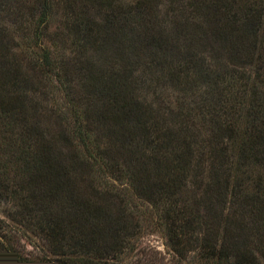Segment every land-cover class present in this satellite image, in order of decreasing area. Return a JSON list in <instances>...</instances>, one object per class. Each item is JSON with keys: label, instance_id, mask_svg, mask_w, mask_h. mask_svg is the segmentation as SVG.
I'll return each mask as SVG.
<instances>
[{"label": "rangeland", "instance_id": "rangeland-1", "mask_svg": "<svg viewBox=\"0 0 264 264\" xmlns=\"http://www.w3.org/2000/svg\"><path fill=\"white\" fill-rule=\"evenodd\" d=\"M50 1L51 10L45 18L47 24H41L45 30L40 36L35 34L34 28L39 24L40 19L37 18L40 11L32 10V0H25V6L23 2L11 1L0 10V23L8 26L13 37L8 45L9 57L13 69L19 71L12 72L9 78H18L17 84L21 88L16 90L9 85V93L16 95L23 89L25 91L24 87L34 89L33 92L27 90L25 104L13 101L0 107V264H223L224 260L218 257L224 259L227 255L226 260L230 264L236 261L231 255H238L239 260L264 264L263 206H240L239 201L232 199L234 205L226 203L224 218L220 219V204L213 200L210 218L207 217L205 203L202 202L204 189L200 184H213L212 173L209 172L212 158L209 155L203 159L201 166L198 164V171L190 173L196 174L197 171L199 174L197 186L190 185L188 190L171 197L167 194L172 190L167 188V194L164 192L160 199L156 198V194L153 198H146L131 180L129 182L127 175L126 178H119L117 174L105 170L97 160L96 149L101 150L106 140L103 126L98 122L91 125L87 120L88 114L79 115L77 110L81 114L87 101L83 96L75 97L68 92L77 89L79 74L71 71L68 76L71 82L69 90L61 69L63 64L68 69L74 64L83 45H86L84 48L90 59L101 65L106 60L116 63L118 53L129 44L133 52L129 51L139 56L137 61L140 64H137L138 71L134 74H140L144 69L142 65L151 58V50L144 47L147 41L140 30L124 29L123 16L118 13L125 6L142 0ZM145 1L147 11L156 9L160 17H165L160 29L169 36L163 35L171 43L172 58H180L176 55V47L183 49L189 43L183 36L179 37L170 21L179 14L177 8L194 17L192 27L186 31L190 37H196L193 44H198V50L206 55L215 71L207 78L197 74L189 79L188 88L193 84L192 87L203 85L201 89L207 102L198 103V92L191 89L183 94L174 82L168 84L172 80L170 77L162 78L152 70L150 76L143 78L146 86L150 87L149 91L144 88L143 92L148 102H153L155 107H184V112L196 107H248L253 85L264 102V78L254 77L251 66H244L250 73L248 80L234 76L227 80L224 72L238 68L237 65L244 60H234L233 40L225 41L210 29L206 7L200 4L193 7L195 0ZM173 1L181 5L177 7ZM69 5H72L71 9ZM77 13L83 15L82 22L89 18L95 24L78 27L81 17L76 19ZM30 15L37 20L27 32H23L20 28ZM257 41L258 50L264 53V24L258 31ZM45 57L52 65L50 70H43L40 66ZM217 75L221 76L219 80L223 79V83L213 86L211 83L216 81ZM5 81H0V85ZM228 96H231L230 100ZM95 103L90 107L94 109L100 105ZM2 108L6 111L12 109L13 112H2ZM196 113L193 112L191 123L195 129L201 128L204 132L209 117H197ZM12 116L16 118L10 119ZM223 118L230 119L232 116L224 114ZM22 120L54 136L55 147L50 153L54 158L53 166L46 164L47 158L43 154L35 156V146L21 134L27 127L20 124ZM81 123L89 125L88 131L83 130ZM243 123L244 120H241V127ZM60 132L67 136L68 143L58 136ZM241 133L230 141L231 147L229 141H225L234 161L242 141ZM40 136L44 139L43 135ZM73 153L86 164L89 162L90 166L85 170L75 168L71 161ZM56 162H60V167ZM133 167L134 164L128 165L124 173L137 172ZM145 175H149V184L147 186L146 182L145 186L156 191L155 171L151 174L145 172ZM258 175L264 179V163L250 161L248 179H245L249 191H252L253 181ZM95 188L116 192L119 200L95 203L91 199ZM182 210H186V214L192 213L194 223L191 228L195 230L178 237L176 216ZM205 222L210 228L220 230L219 234H203ZM224 228L229 229L225 234L221 232ZM113 229H119V233L113 232ZM206 243L216 249L212 256L208 254L209 248H203ZM11 253L21 262H15Z\"/></svg>", "mask_w": 264, "mask_h": 264}, {"label": "trees", "instance_id": "trees-1", "mask_svg": "<svg viewBox=\"0 0 264 264\" xmlns=\"http://www.w3.org/2000/svg\"><path fill=\"white\" fill-rule=\"evenodd\" d=\"M11 1L23 2L22 4L26 5L25 0H0V10L6 8L4 4ZM32 1L34 2L32 10L40 11L37 18L40 19L39 24L34 27L35 34L40 36V33L45 30V26L41 27V24H47L45 18L46 13L51 10V1ZM173 2L177 7L181 5L178 1ZM198 4L203 5L208 10L206 19L211 25L210 29L212 28V31L220 34L225 41L233 40L234 60L237 62L244 60L241 65H237L238 68L234 67L224 72L228 77L227 80H230L233 76L248 80L250 73L244 69V66L252 67L254 77L264 78V53L260 52L257 47L258 31L264 24V0H256V2L195 0L193 7H197ZM146 6L147 2L142 0L135 5L125 6L118 13L123 16L122 25L124 29L126 31L140 30L143 39L147 41L144 47L151 50V58L142 65L144 69L140 74H134L135 71H138L137 64H140L137 61L139 56L133 55L129 44L124 46L118 53L119 60L116 63L106 60L101 65L99 62L97 64L90 59L85 51L86 45H83L80 47V54L74 60V64H69V69L63 64L65 69L63 67L61 69L64 78L66 76L65 80L69 84V90H71V82L68 80V76L71 75V71L79 74V83L76 84L77 89L72 92L68 91L75 97L76 95L81 98L83 96L87 101L88 107L86 106L81 114L80 110H77L79 115L88 114L87 120H90L91 125L101 123L103 126L102 129L105 134L103 137L106 140L100 147L101 150L96 149L97 160L101 162L105 170L117 174V177L126 178L127 175L129 182L131 180L139 193L146 198H153L156 194V198L160 199L161 196L165 195L164 192L167 194L165 191L167 188L172 190V193L168 192L167 194L171 197L181 194L183 190H188L190 185L197 186L196 184L200 180L197 168L199 165L201 166L203 159L209 155L212 158L209 172L212 173L213 184H209V182H206V184L201 182L200 184L204 189L202 202L205 203L204 209L208 214V218H210L209 213L213 206V200L220 204V219L224 218V205L226 203L234 205L231 202L232 199L239 201V204H242L240 206L250 205L254 207L261 205L264 207V179L262 176L258 175L253 181L252 191L248 190L247 180H245L248 179L247 170L250 161L264 163V102L262 97L258 96L259 92L256 86L251 87L252 97L249 99L248 107H213L214 109L196 107L194 109L188 108L184 112L186 110L184 107L173 109L171 107H155L153 102H148L147 95L143 92L144 88L149 91L150 87L146 86V81L143 78L147 75L150 76L152 70L159 73L162 78L170 77L172 80L168 84L174 82L176 86L180 87L179 92L183 94L191 89L195 93L198 92L197 95L200 99L198 103L207 102L206 95L201 89L203 85L192 87L193 84L188 88L186 85L189 84V79L194 78L197 74L199 77L204 75L207 78L215 71L212 69L206 55L198 50V44H193L196 37H190L188 31H186V29L192 27L191 23L194 17L187 16L184 11L177 8L179 14L174 17V20L170 21L172 27H176L179 37L183 36L189 43L183 49L176 47V55H180V58H172L173 54L170 53L171 43L164 37L169 36L164 35V30L160 29L165 17H160L156 13V9L155 11H147ZM7 8H9L8 5ZM68 8L71 9L72 5H69ZM77 14L75 15L76 19L81 17L80 24L77 22L78 27L88 25V23L95 24L89 18L88 21L82 22L83 15ZM37 19H35V16L31 17L30 15L24 20V26L20 30L27 32ZM11 37L12 34L8 26L0 23V81L7 79L0 85V107L8 106L13 101L25 104L28 99L27 90H34L24 87L26 90L23 89L16 95L9 93L10 91L7 88L9 85L16 90L21 89L20 84H17L18 78H9L12 72H19L13 69L9 57L8 45L13 41V37ZM40 66L43 70L45 68L50 70L52 67L47 57ZM220 77L217 75L216 81H212L211 85L217 86L221 82L223 83V79L219 80ZM95 97H97V103L94 102ZM228 97L230 100L231 96ZM93 103L100 105L93 109L90 107ZM194 111H197V117L203 118V115L209 117L205 133L201 128L195 129L194 124L191 123ZM2 112L12 113L13 111L12 109L6 111L2 108ZM224 114H230L232 118H223ZM15 118V116L10 117V119ZM241 120H244L243 127L240 126ZM19 122L22 126H27L21 134L35 146L33 148L37 151L35 156L43 154L47 158L46 164L53 166L52 160L54 158L51 157L50 153H52V149L54 151L55 147L54 136L38 126L28 125L26 121ZM80 126L83 130L88 131V124L82 125L81 123ZM239 131L242 132L240 135L242 141L238 149V156L234 161L229 154V144L231 147L230 141L240 133ZM57 134L65 143H68L67 136L63 132ZM40 135H43L44 139ZM225 141H229V144ZM71 161L78 170H85L90 166L89 162L87 165L75 153L71 155ZM59 164L60 162H56L58 167H60ZM130 164H134L133 168L137 172L124 173V169H128ZM194 170H197L196 174L190 175ZM153 171L156 173L157 177H155L158 182L156 191L144 184L146 182L147 186L149 184V175H145V172L151 174ZM115 193L95 188L92 190L91 199L95 203L106 204L119 200ZM227 200L230 201L227 202ZM177 216L178 237L185 236L195 230V228H191L192 223H194L191 212L186 214V210H182L177 213ZM203 230V234L207 236H217L220 232L218 229L210 228L207 222H205ZM112 231L119 233V229H113ZM228 231L229 229L224 228L221 232L225 234ZM203 248L210 249V252H208L210 256L216 252L215 247L208 243L203 245ZM10 256L15 262H21L14 254L11 253ZM231 256L236 260L233 264H255L249 260L240 259V261L238 255ZM227 257L228 255L223 259L220 256L218 259L224 260L223 264H230L226 260Z\"/></svg>", "mask_w": 264, "mask_h": 264}]
</instances>
